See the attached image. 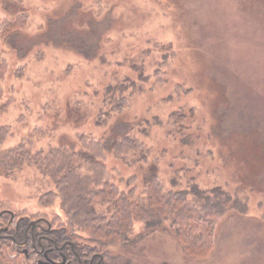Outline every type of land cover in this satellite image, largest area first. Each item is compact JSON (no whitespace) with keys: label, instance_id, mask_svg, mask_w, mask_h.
Wrapping results in <instances>:
<instances>
[{"label":"rangeland","instance_id":"1","mask_svg":"<svg viewBox=\"0 0 264 264\" xmlns=\"http://www.w3.org/2000/svg\"><path fill=\"white\" fill-rule=\"evenodd\" d=\"M256 1L0 0V52L9 60L0 76L8 101L0 127L9 128L0 132V210L66 220L57 179L31 156L7 163V150L85 152L82 134L111 143L133 126L151 152L136 165L106 151L116 181L136 174L141 190L139 166L155 162L165 181L222 186L248 205L228 211L212 247L197 256L169 223L148 233L134 221L129 241L108 248L118 264H264V0ZM19 14L23 27L5 43L3 19ZM131 79L142 89L101 122L104 92ZM176 113L185 127L174 133ZM0 264L26 262L5 243Z\"/></svg>","mask_w":264,"mask_h":264},{"label":"trees","instance_id":"2","mask_svg":"<svg viewBox=\"0 0 264 264\" xmlns=\"http://www.w3.org/2000/svg\"><path fill=\"white\" fill-rule=\"evenodd\" d=\"M254 2L257 3L256 0ZM24 15L3 19L1 33L5 43L21 30ZM160 47L165 49L166 45ZM163 56L160 60L162 65L167 62L169 54L164 53ZM8 65L9 60L0 52V76L5 73ZM162 69L161 65L158 66L155 74H160ZM141 78L149 76L143 74ZM139 83L131 79L108 87L102 101L104 107L99 112L101 122L105 123L126 107L131 96L142 89ZM2 91L0 86V109L8 102L2 99ZM179 116L181 114L176 113L173 117L177 125L171 132L184 129L185 124L179 121ZM8 130L7 126L0 127L2 134ZM136 132V127L127 128L117 133L115 138L111 137V143L91 134H82L85 152L60 145L47 152L37 151L32 154L26 145L20 144L1 154V158L8 159L7 163L10 158L16 163L25 161L27 156L38 159L40 167L53 179H57L60 187L58 197L66 220L55 218L54 222L64 226L63 235L75 242L80 241H77L80 245L88 243L99 248L100 252L108 256L111 264L119 262L117 258L108 255V248L129 241L134 221H144L148 233L159 225L169 223L184 251L190 255L197 256L209 250L215 241L220 219L232 209L240 212L247 210L246 198L222 186L202 188L192 178L184 181L174 175L170 181H165L156 169L155 162L139 166L143 179L141 190L134 185L136 174L116 181L104 160L106 151L111 150L115 157L136 165L145 163L151 152ZM2 166L5 164L0 163ZM185 170L186 167L181 171ZM123 183L128 184L126 188L121 187ZM46 195L55 196V190Z\"/></svg>","mask_w":264,"mask_h":264},{"label":"flooded vegetation","instance_id":"3","mask_svg":"<svg viewBox=\"0 0 264 264\" xmlns=\"http://www.w3.org/2000/svg\"><path fill=\"white\" fill-rule=\"evenodd\" d=\"M63 228L45 216L0 210V250L7 243L15 258L22 256L26 264H111L99 248L63 235Z\"/></svg>","mask_w":264,"mask_h":264}]
</instances>
